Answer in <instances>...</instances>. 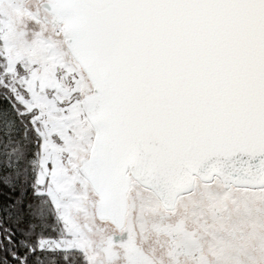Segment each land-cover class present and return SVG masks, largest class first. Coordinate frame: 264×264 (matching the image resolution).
Masks as SVG:
<instances>
[{"label":"snow or ice","instance_id":"snow-or-ice-1","mask_svg":"<svg viewBox=\"0 0 264 264\" xmlns=\"http://www.w3.org/2000/svg\"><path fill=\"white\" fill-rule=\"evenodd\" d=\"M0 264H264V0H0Z\"/></svg>","mask_w":264,"mask_h":264}]
</instances>
